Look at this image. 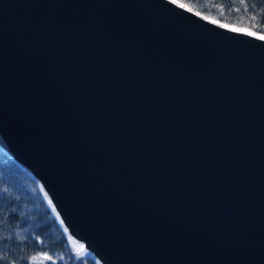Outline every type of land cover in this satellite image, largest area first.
I'll return each mask as SVG.
<instances>
[{
  "label": "water",
  "instance_id": "1",
  "mask_svg": "<svg viewBox=\"0 0 264 264\" xmlns=\"http://www.w3.org/2000/svg\"><path fill=\"white\" fill-rule=\"evenodd\" d=\"M245 28L179 0H0V148L93 259L264 264V33Z\"/></svg>",
  "mask_w": 264,
  "mask_h": 264
},
{
  "label": "trees",
  "instance_id": "2",
  "mask_svg": "<svg viewBox=\"0 0 264 264\" xmlns=\"http://www.w3.org/2000/svg\"><path fill=\"white\" fill-rule=\"evenodd\" d=\"M179 1L219 21L264 33V0ZM0 264H96L78 251L35 179L1 148Z\"/></svg>",
  "mask_w": 264,
  "mask_h": 264
},
{
  "label": "rangeland",
  "instance_id": "3",
  "mask_svg": "<svg viewBox=\"0 0 264 264\" xmlns=\"http://www.w3.org/2000/svg\"><path fill=\"white\" fill-rule=\"evenodd\" d=\"M71 239L73 240V243L75 246H77V249L79 252L87 253L86 247L84 246L83 242L76 236L69 235Z\"/></svg>",
  "mask_w": 264,
  "mask_h": 264
},
{
  "label": "bare ground",
  "instance_id": "4",
  "mask_svg": "<svg viewBox=\"0 0 264 264\" xmlns=\"http://www.w3.org/2000/svg\"><path fill=\"white\" fill-rule=\"evenodd\" d=\"M246 29V28H245ZM248 30V29H247ZM63 223V222H62ZM65 229H66V226L64 225V223H63V225H62ZM89 253L94 257V259L97 261V264H102L101 263V260L91 251V250H89Z\"/></svg>",
  "mask_w": 264,
  "mask_h": 264
},
{
  "label": "snow or ice",
  "instance_id": "5",
  "mask_svg": "<svg viewBox=\"0 0 264 264\" xmlns=\"http://www.w3.org/2000/svg\"><path fill=\"white\" fill-rule=\"evenodd\" d=\"M225 27H228V25H225ZM236 31H243L242 29H235ZM252 35H255V33H251ZM261 39H264V36L260 37ZM45 256V258L47 259H51V257L47 256V254H43ZM32 259H35V257H32Z\"/></svg>",
  "mask_w": 264,
  "mask_h": 264
}]
</instances>
